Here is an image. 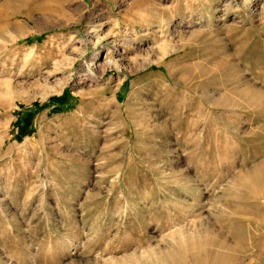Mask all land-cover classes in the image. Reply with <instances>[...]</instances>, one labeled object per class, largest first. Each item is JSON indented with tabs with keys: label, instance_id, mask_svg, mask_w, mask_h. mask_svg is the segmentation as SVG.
<instances>
[{
	"label": "rangeland",
	"instance_id": "1",
	"mask_svg": "<svg viewBox=\"0 0 264 264\" xmlns=\"http://www.w3.org/2000/svg\"><path fill=\"white\" fill-rule=\"evenodd\" d=\"M244 1L0 0V264H160L208 233L264 264V0Z\"/></svg>",
	"mask_w": 264,
	"mask_h": 264
},
{
	"label": "bare ground",
	"instance_id": "2",
	"mask_svg": "<svg viewBox=\"0 0 264 264\" xmlns=\"http://www.w3.org/2000/svg\"><path fill=\"white\" fill-rule=\"evenodd\" d=\"M204 1L207 4L209 2H212V0H204ZM143 2H141L142 5H144ZM147 2H148V0H147ZM245 2L246 1H244V0H241L239 2L237 0H232V4L234 6H236V9H238V8H244V6H246V3ZM148 3H150V2H148ZM148 3H147V5H148ZM189 9H190V6L187 5L186 6V10H189ZM223 12H224V10H223ZM189 40H190V38H188L186 41H189ZM168 52H163V54L161 55V57H159L156 60V62H162V61H164V59L166 58L165 56L168 54ZM92 63H91V66H92ZM95 66H98V65H96V64L93 63V67H95ZM261 169L262 168H260V167L254 169L252 171L251 179H252V177H253V179L256 178V176L259 173V170H261ZM251 179H249V180H251ZM246 181H248V180H246ZM251 184H252V182H251ZM246 187H251V185L250 186H246ZM247 194H249V193H247ZM249 201H250V199H249ZM231 213L233 214L234 213V210ZM232 224H234V223L232 222ZM205 235L206 236L203 237V238H199V237H198V239L197 238H194L192 240V242L189 243V245L188 244L187 245L185 244V242H184L185 239H184L183 240V244H178V247L175 249V251H173V253L170 255V257L166 258V260H162L160 264H176L177 263L176 259L178 258V256H179V259H178L179 261H178L177 264H217L218 261H224L225 264H231V263L237 262L239 260V256L236 253V250L234 248L235 246L234 247H232L230 245L229 246H226L225 241L222 238H220L219 236H215V235H212L210 233L205 234ZM191 237H192V235H191Z\"/></svg>",
	"mask_w": 264,
	"mask_h": 264
}]
</instances>
